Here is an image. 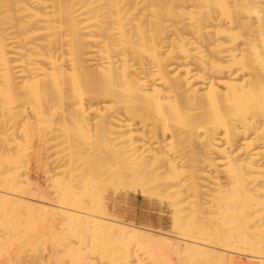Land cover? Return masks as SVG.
<instances>
[{
  "label": "bare ground",
  "instance_id": "6f19581e",
  "mask_svg": "<svg viewBox=\"0 0 264 264\" xmlns=\"http://www.w3.org/2000/svg\"><path fill=\"white\" fill-rule=\"evenodd\" d=\"M0 146L5 264H264V0H0ZM105 183L173 235L109 217Z\"/></svg>",
  "mask_w": 264,
  "mask_h": 264
},
{
  "label": "rangeland",
  "instance_id": "374dc122",
  "mask_svg": "<svg viewBox=\"0 0 264 264\" xmlns=\"http://www.w3.org/2000/svg\"><path fill=\"white\" fill-rule=\"evenodd\" d=\"M44 125V126H42V125ZM41 125V126H40ZM40 125H38V128L36 129V131L38 130V131H40L41 133H42V131L43 132H45L44 131V129L46 128V130L47 129H49V127L47 126V125H45L44 123H40ZM40 127H41V129H40ZM48 127V128H47ZM43 128V129H42ZM37 133V132H36ZM39 133V132H38ZM41 136H43V133L40 135H38L37 134V136H36V139H38V140H34V144H35V148H36V151L38 152V150H39V152L37 153L35 150H34V152H36L35 154H34V152H33V154H31L32 156H33V159L36 157V159H34V160H38L37 162H35L34 160H32L33 162H30V169L31 170H29V173H30V177H31V179L32 180H34V181H36L37 183H39V184H41L42 185V187H43V189H46L45 187V184H46V182L49 184H46V185H48L47 186V190H48V187L49 186H51L50 188H53L52 186H54L56 189H57V186H55L54 184L55 183H57V182H54V181H56L57 180V174H56V176H54L55 175V173L53 174V173H49V172H51V170L50 169H52L53 167L52 166H50V169L47 167V166H49L50 165V163H52L51 162V160L53 161V159L55 158V157H52V156H58V155H55L54 153L56 152L55 150V152L53 153V151H52V149H51V151H52V153H50V157L52 158V159H49L48 160V158H50L49 157V155H47V156H42L44 153L43 152H48V153H46V154H49V152L50 151H48L49 149H47V150H45L44 149V147L46 146V145H43V144H41L42 142V137ZM37 137H40V140H39V138H37ZM35 141H38V142H35ZM40 143V144H39ZM37 144V145H36ZM44 147H43V146ZM36 146H38V147H40L41 146V148L42 149H44V150H40L41 148H39L38 149V147H36ZM46 148H48L47 146H46ZM2 147L0 146V172H1V169H2V167H1V159L4 161V160H7L9 157H10V155H11V153H12V151H10V150H7L6 149V151L9 153V154H7V152H6V154H5V149H2ZM38 149V150H37ZM56 149V148H55ZM41 151H42V153H41ZM36 154H39V155H36ZM45 154V155H46ZM56 154H57V152H56ZM4 155V156H3ZM6 155H7V157H6ZM31 155H30V157H31ZM35 155V156H34ZM40 155H41V157L43 158H41L40 157ZM6 158V159H5ZM32 158V157H31ZM38 158V159H37ZM46 158V159H45ZM39 159H42V161H41V164L43 163L44 164V161L46 160V162L47 161H50V163L48 164V163H45V165L43 166V170L44 169H46V167H47V169L46 170H48V172L46 171V173H45V175L47 174V179H50V177H52L51 179H53L54 177V179L52 180V182H51V179H50V182H49V180H46L45 179V181H44V179L43 178H46V177H43L44 175H42L45 171H41V169H42V166L41 165H37V163H39L40 164V162H39ZM45 159V160H44ZM44 160V161H43ZM34 162H35V164H34ZM32 163V164H31ZM33 164L35 165V167L37 166L38 167V169L39 168H41L40 170H37L35 167H33ZM48 164V165H47ZM32 165V166H31ZM47 165V166H46ZM51 165H54V164H51ZM45 167V168H44ZM35 170H34V169ZM34 170V171H33ZM53 170V169H52ZM8 170H6L5 171V173L7 174L8 172L9 173H11L10 172V170L7 172ZM30 171H32V172H30ZM43 172V173H42ZM53 172V171H52ZM56 172V171H55ZM8 173V174H9ZM7 174V175H8ZM48 174H52V175H48ZM58 177H60V176H58ZM56 179V180H55ZM59 179V178H58ZM57 181H59V180H57ZM45 183V184H44ZM50 184H52V185H50ZM59 184V183H58ZM57 184V185H58ZM104 186V188L102 187V190H103V196H104V198H105V204H106V206H107V209H108V214L110 215L109 217H111L112 219H115V220H118L119 222H121V223H123V225H125V226H127V227H129V229H132V230H135V231H140V232H148V233H150L153 237H155V238H168V237H170V236H172L173 235V224H172V217H171V215H172V210H171V208H170V206H169V204H167V203H165V204H162L160 201H158L157 199H149V198H146V197H143L140 193H134V192H130V191H128V190H124L123 188H120V189H116V188H113L114 186H112V185H106V183H105V185H103ZM108 186V187H107ZM56 189H51V193H54L52 190H54V191H56ZM50 190V189H49ZM48 190V191H49ZM116 190V191H115ZM119 191V192H118ZM128 193V194H127ZM1 205V204H0ZM163 207V208H162ZM0 208L3 210H0V214H1V216L3 215V213L2 212H4V211H6V208L4 207V205H3V207H1L0 206ZM5 208V209H4ZM42 216V215H41ZM40 216V214H39V216L38 217H41ZM38 217H36V220H35V218H34V220H33V222H32V224H30V222H29V227L27 226L28 225V223H27V225L25 224V225H23V232H22V236L24 237V240L26 239V241H30V242H35V241H32V239L33 240H36L37 242H38V244L40 243L41 244V246H39V247H41V248H39L40 249V251H42V253H44L43 251H44V249H45V255H46V258L47 259H49L50 257H51V255H52V252H53V250L55 249H57L60 245V243H64V242H66L67 240H69L68 239V236L67 235H65V232H64V234H63V231H61L62 230V228H61V226H60V230L59 229H56V228H54L55 229V231L56 232H54V230H52V229H50V226L48 225V224H46V221H45V219L43 218V216L41 217V218H38ZM1 218V217H0ZM38 218V219H37ZM44 221V222H43ZM35 224L38 226L37 227V229H36V226H35ZM49 227H48V226ZM32 226H35L34 228H32ZM32 228V230H31V228ZM43 227V228H42ZM1 228V227H0ZM25 228V229H24ZM27 228V229H26ZM52 228V227H51ZM29 229V230H28ZM49 229V230H48ZM31 231V232H30ZM36 231V232H35ZM53 233H52V232ZM27 232L29 233V235L31 236H29L28 234H27ZM51 232V233H50ZM60 232H62V233H60ZM2 233V232H1ZM37 233H38V235H37ZM56 233H59L60 234V236L59 237H56V236H58L59 234H56ZM33 234V235H32ZM48 234V235H47ZM27 235V236H26ZM63 235V236H62ZM31 238H29V237ZM43 236V237H42ZM48 236H51V237H49L48 238ZM65 236V237H64ZM162 236V237H161ZM25 237H27L28 239H30V240H28L27 238H25ZM37 237H39V239L37 238ZM55 239H59L58 240V242H57V240H55ZM43 238H45V239H43ZM62 238L63 239H65V240H62ZM38 239V240H37ZM41 239V240H40ZM55 241H54V240ZM40 240V241H39ZM44 241V242H43ZM48 241H49V243H48ZM62 241H64V242H62ZM55 242H57V243H55ZM43 243V244H42ZM53 243V244H52ZM43 245V246H42ZM50 245H53V246H50ZM56 245H58V247L56 246ZM45 246V247H44ZM43 248V250H41ZM52 250V251H51ZM54 250V251H55ZM57 250H59V249H57ZM46 251H48V252H46ZM146 253L147 251H143V253ZM142 253V252H141ZM145 253L144 254H141V255H143V258H144V256H145V258H147V254L145 255ZM51 254V255H50ZM49 256V257H48ZM3 257V256H2ZM59 257V256H58ZM5 258V257H4ZM4 258H1L0 257V264H5L7 261H6V259L4 260ZM54 258H57L56 256L55 257H52V260H50V262H49V260L47 261V262H49L50 264H53V263H55L54 262ZM171 259H170V263L171 264H179V262H178V260H177V258L175 257V256H173V257H170ZM147 260V259H146ZM148 261V260H147ZM146 261V262H147ZM46 262V263H47ZM149 262V261H148ZM45 263V264H46ZM49 263H47V264H49ZM25 264H28V263H25Z\"/></svg>",
  "mask_w": 264,
  "mask_h": 264
}]
</instances>
